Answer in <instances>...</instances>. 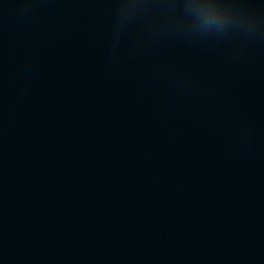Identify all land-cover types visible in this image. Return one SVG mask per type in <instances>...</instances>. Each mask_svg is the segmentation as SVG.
I'll list each match as a JSON object with an SVG mask.
<instances>
[{
    "label": "water",
    "instance_id": "water-1",
    "mask_svg": "<svg viewBox=\"0 0 264 264\" xmlns=\"http://www.w3.org/2000/svg\"><path fill=\"white\" fill-rule=\"evenodd\" d=\"M0 264H264V0H0Z\"/></svg>",
    "mask_w": 264,
    "mask_h": 264
}]
</instances>
